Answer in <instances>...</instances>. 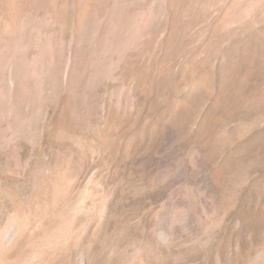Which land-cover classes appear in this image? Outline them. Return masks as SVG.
I'll use <instances>...</instances> for the list:
<instances>
[{"label": "rangeland", "instance_id": "374dc122", "mask_svg": "<svg viewBox=\"0 0 264 264\" xmlns=\"http://www.w3.org/2000/svg\"><path fill=\"white\" fill-rule=\"evenodd\" d=\"M0 264H264V0H0Z\"/></svg>", "mask_w": 264, "mask_h": 264}]
</instances>
